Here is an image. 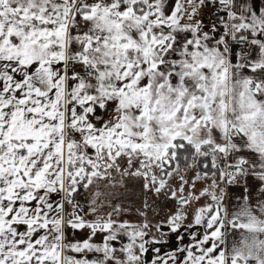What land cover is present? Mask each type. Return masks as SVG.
<instances>
[{
    "label": "snow or ice",
    "instance_id": "1",
    "mask_svg": "<svg viewBox=\"0 0 264 264\" xmlns=\"http://www.w3.org/2000/svg\"><path fill=\"white\" fill-rule=\"evenodd\" d=\"M0 264H264V0H0Z\"/></svg>",
    "mask_w": 264,
    "mask_h": 264
},
{
    "label": "rangeland",
    "instance_id": "2",
    "mask_svg": "<svg viewBox=\"0 0 264 264\" xmlns=\"http://www.w3.org/2000/svg\"><path fill=\"white\" fill-rule=\"evenodd\" d=\"M204 185H198L197 186V190H199V188L203 187ZM206 201L204 200H201L199 202V204H193L191 205L188 209H187V212H188V221H191L192 220V217L195 213V210L196 208H198L199 206L203 205ZM169 207H173L172 205H170Z\"/></svg>",
    "mask_w": 264,
    "mask_h": 264
},
{
    "label": "crops",
    "instance_id": "3",
    "mask_svg": "<svg viewBox=\"0 0 264 264\" xmlns=\"http://www.w3.org/2000/svg\"><path fill=\"white\" fill-rule=\"evenodd\" d=\"M165 211H167V209H166ZM130 219H133V220H135V219H136V217H135V216H133V217H130ZM188 222H191V221H188ZM165 231H167V229H165ZM186 242H187V237H186Z\"/></svg>",
    "mask_w": 264,
    "mask_h": 264
}]
</instances>
